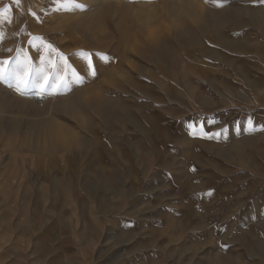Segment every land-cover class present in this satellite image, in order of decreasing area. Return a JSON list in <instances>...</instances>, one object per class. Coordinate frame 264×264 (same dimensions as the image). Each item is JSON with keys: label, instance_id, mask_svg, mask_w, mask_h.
<instances>
[{"label": "rangeland", "instance_id": "obj_1", "mask_svg": "<svg viewBox=\"0 0 264 264\" xmlns=\"http://www.w3.org/2000/svg\"><path fill=\"white\" fill-rule=\"evenodd\" d=\"M80 2L0 0V264H264V0Z\"/></svg>", "mask_w": 264, "mask_h": 264}, {"label": "snow or ice", "instance_id": "obj_2", "mask_svg": "<svg viewBox=\"0 0 264 264\" xmlns=\"http://www.w3.org/2000/svg\"><path fill=\"white\" fill-rule=\"evenodd\" d=\"M15 2L17 4H20L21 0H15ZM206 2H210L216 7H223L226 0H206ZM56 3L58 4V9H57L58 11L62 9L83 8L84 7V5L80 2V0H56ZM7 11L8 9H0V17L7 19V17H4V13ZM35 39L40 40L41 44L44 45L46 48L52 51H55V49L52 47L51 44H45V41L43 38L36 37ZM79 55L82 57V59L86 63L87 74L92 77L96 76V69H95V65L92 60L93 56H96L97 58H99L100 60H103L104 62H108L110 60V57L108 55L104 53H99V52L90 53V52L81 50ZM42 61H43V57H42ZM8 63H9L8 60H4L0 62V80L10 79L12 81V84H10L9 86L14 85L16 90L22 93L23 88L28 84V79L22 77V74L25 72L26 69H30L31 65L28 63H25L23 65L19 63H14L13 67L7 70L6 72L5 69L3 68V65H7ZM72 80L76 83H83L84 77L73 72ZM38 82L39 81L37 80V83ZM53 87L55 88V94H59L65 90L67 91L71 90L70 81L68 79H61L59 83L54 84ZM42 91L48 92V94H54L48 90L47 85H45L42 88ZM247 124H248V131L253 132L257 130L251 118L248 119ZM189 127H193V125L190 124ZM194 134L196 133L194 132Z\"/></svg>", "mask_w": 264, "mask_h": 264}, {"label": "bare ground", "instance_id": "obj_3", "mask_svg": "<svg viewBox=\"0 0 264 264\" xmlns=\"http://www.w3.org/2000/svg\"><path fill=\"white\" fill-rule=\"evenodd\" d=\"M94 1L98 2V0H94ZM190 16L193 18V15H190ZM194 19H196L195 14H194ZM18 94L19 96L12 97L13 99L12 101L14 102V104L12 105H14L17 110H19L18 111L19 113L20 112L23 113V111L28 110L27 114L29 116L34 117L37 121L38 120L42 121L44 125H46V123L54 119V117H52L50 113V109L53 108L55 105V103H52L53 97L47 94L44 95L43 92H39V94H36V93L33 94V92L26 91V93L18 92ZM38 95H40L44 99L42 104L36 102L35 96H38ZM28 98L31 99V102L27 100ZM8 100L6 99V101ZM8 103L10 102L8 101ZM47 103H48V107L45 109ZM68 105H71V104H68Z\"/></svg>", "mask_w": 264, "mask_h": 264}, {"label": "built area", "instance_id": "obj_4", "mask_svg": "<svg viewBox=\"0 0 264 264\" xmlns=\"http://www.w3.org/2000/svg\"><path fill=\"white\" fill-rule=\"evenodd\" d=\"M35 99H36V102H38L40 104H42L43 103V100H44L40 95L35 96Z\"/></svg>", "mask_w": 264, "mask_h": 264}]
</instances>
